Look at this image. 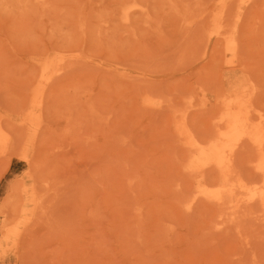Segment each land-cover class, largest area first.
I'll list each match as a JSON object with an SVG mask.
<instances>
[{"label":"rangeland","instance_id":"obj_1","mask_svg":"<svg viewBox=\"0 0 264 264\" xmlns=\"http://www.w3.org/2000/svg\"><path fill=\"white\" fill-rule=\"evenodd\" d=\"M139 1L0 0V125L5 134L8 123L35 127L57 186L49 226L4 237L6 198L27 163L15 152L0 158V264H264L258 201L246 200L249 190L228 192L224 206L201 198L206 179L188 172L173 118L183 113L197 137L208 134L226 93L248 76L264 110V0ZM224 25L233 40L216 42ZM231 57L252 75L242 68L221 84ZM254 154L235 157L250 190L262 187L247 169Z\"/></svg>","mask_w":264,"mask_h":264},{"label":"bare ground","instance_id":"obj_2","mask_svg":"<svg viewBox=\"0 0 264 264\" xmlns=\"http://www.w3.org/2000/svg\"><path fill=\"white\" fill-rule=\"evenodd\" d=\"M136 1H137V4H139L140 1L139 0H136ZM141 2H143V1H141ZM232 2H234V3H232ZM232 2H231V4L233 7V4L234 5L236 4L235 3L236 0H233ZM263 4H264V2H263ZM253 5H255V4L253 3ZM225 7H226V9L229 8L228 5ZM235 7H236V5H235ZM259 7H261V6H259ZM256 8H257V6L255 7V9ZM255 9H253V10H255ZM258 9H260V8H258ZM258 9H256V10H258ZM133 10H132V12L130 10V12L132 14H130V12L128 11L129 12L128 17L130 15L133 17V13L136 12V11L133 12ZM135 10H139V9L137 8ZM142 10H140L137 13L138 15H142V16L138 17L139 18L138 21H140L141 18H144L143 15L145 16V13H147L146 10L145 11L144 10L142 11ZM149 10L150 9L147 8V11L149 13H151V11H149ZM228 10L230 11V9H227V11L224 10V11H226V14H227V12L229 14L230 13L232 14V11L229 12ZM261 10L262 9H260L259 11H261ZM218 12H220V11H218ZM218 12L216 10V12H214V16H218ZM261 13L262 12H260V14ZM208 14H209L208 12L205 13L206 16H208ZM205 15L203 16V19L206 17ZM230 15H229V18H231V17L232 18L231 19L228 18V19L231 22V20L233 21L234 15H231V17H230ZM255 15H254V17H255ZM131 16L129 17L130 19H131ZM122 17L125 18V16H123V15H122ZM129 18H128V21L130 20ZM224 18L225 17L223 15V20H224ZM228 19H226V20H228ZM134 20H136V19H134ZM134 20H132L133 23L135 22ZM142 20H144V19H142ZM124 21H125V19L123 20V22ZM132 21L130 20V22H132ZM198 21H202V19H198ZM198 21L197 22L195 21L196 23H192L193 25L188 27L190 29V31L197 30V27H199V25L201 24V22H198ZM123 22H122V25H124ZM126 22H127V20L125 21L126 25L123 26L124 28H126V26L131 24V23H128V22L126 23ZM144 23H146V22L144 21ZM151 24L152 23H150L148 25V27H150L149 30L153 28L154 24L157 25L156 22H154L153 25H151ZM228 24H226V25H228ZM141 25H143V21H142ZM226 25L222 26L223 29L218 31V37H216V39H215L216 42H217V40L222 41L223 38L226 39V42H228V43L233 40L232 38H230V34L233 35L232 30L229 29L228 27L225 28ZM132 26H134V25H132ZM155 27H157V26H155ZM147 28H146V30H147ZM149 30H147V31H149ZM152 33L154 34V32H152ZM219 34H222V37H220ZM241 40H243V39H241ZM237 43L238 42L236 41V47H239L240 45L238 46ZM239 44H242V42L241 43L239 42ZM243 44H242V46H244ZM242 46H240V47H242ZM239 48H236V49H239ZM223 50H224V47L222 48V51ZM233 51H234V49H233ZM238 52H240V50L239 51L237 50L235 53L238 54ZM237 54H236V57H238ZM61 57H63V56H61ZM70 58H72V56ZM70 58H67L68 61L64 58V60L62 59L63 60L62 62L64 63V61L66 60L71 66V63L69 62ZM76 58H77V56H76ZM232 58L233 57H231V59H228L226 61L224 60L225 61L224 67H223V69H221V75H222L220 77L221 84L229 79L228 75L230 74V72L241 70L242 68L245 69L248 74L252 75L251 69H247V67L245 68L246 65H245L244 61H242L243 62L242 64L238 63V62L235 63L234 59H232ZM68 63H65V64H68ZM70 66H68V68ZM56 68H57V66H56ZM65 68H66V72H69V73H70L69 70H71V69L73 70L72 67H70L71 69L69 68L68 70H67V67H65ZM59 76H61V75H59ZM254 82H256V80L252 76H248V78L246 80L247 84H245V86L241 90H236L232 93H226L227 95L225 94L227 97L225 98V100H223L222 108H218V110L220 111L221 114H220L219 118L216 119L214 124L211 125L212 130H211V126H210V128H209L210 130L205 129L206 130L205 132L202 131L203 134H206V132H209L208 134H206L208 137L206 135L198 134L199 135L198 136L199 138H198L195 135L196 132L194 133L191 130V128H189L190 126H189V123H187V117L185 114L182 113L181 115L173 117V118H175V120H176L175 128L177 130V133L181 136L186 137L185 146L188 149V151L190 152V156L192 157L188 172L199 177L201 180H203L205 178L206 180L205 179L204 180H205L206 184L210 183L208 186H210V185L212 186V187L211 186L207 187L205 185V182L202 181V183H201L202 189L200 191H201L203 197H201V198L207 199L208 201L212 202L213 204H215L217 206H224L228 202V200H227L228 192H231L234 194H242V193L245 194L246 191L249 190V194H248L246 200H249V201L253 200L254 202L256 200L258 201V203L260 205V208L258 209V212H259L258 218L264 219V110H262L263 108L258 109V107L256 106L258 104L255 105V103H254L257 101L260 104L261 101H260L259 97L261 95H263V93L261 94L260 91H258L257 93H254V86H255ZM211 91H209V92L211 93ZM213 91H217L216 95H219L221 92V91L219 92L218 90H213ZM213 91H212V93H213ZM254 94H255V97H254ZM257 96H259V97L257 98ZM218 107H221V106H218ZM260 109L262 111H260ZM219 111L217 113H219ZM216 116H217V114H216ZM212 118H216V117L213 116ZM1 120L3 121V118ZM222 120L226 121V123H223L224 121H222ZM5 121H7V120H5ZM8 121L6 123H8ZM173 122H174V120H173ZM8 124L10 127V123H8ZM1 125L4 126V121L1 122ZM1 125H0V158H6V157L9 158L10 153L15 152L19 159L24 160L27 163L26 173L24 175H22V177L20 179H18L12 185L11 192H10V194H8V196L6 198V201L8 202L9 207L11 208V205H13L12 208L8 211V213L3 215L2 232H3L4 237H8L9 235L17 234L20 231V228L22 226H26L25 228H27V227L30 228L32 226L31 230L34 231L35 226H37V228H38V226L41 225L42 223H46V224H48V226H49V224H51V222H52L51 220L54 219L53 216L55 215L54 212H52V211H54L56 208L55 201L54 202H52V201L56 198L55 196L57 193V190H56L57 186L56 187L54 186L55 188H53L52 187L53 182L56 185V183H55L56 181L50 180L48 178L49 175L45 174V166H46L47 160L49 158V155L46 153H43L45 159H42V156H41V158L38 157L39 151H40V153H42V149L40 147V146H42L41 141L44 142L45 140L39 139L38 135H37V138L35 139V135H36V131H34L35 127H33V125L30 124V122H23L22 125L19 124L20 126L13 124L14 126H11L13 128L7 127L10 131L9 130L7 131V129L5 128L7 133L9 132L8 134H5V132L2 129L3 127ZM5 126H7V124ZM224 126H225V129L223 130ZM221 128L223 131H220ZM248 149H251L253 154L255 153L253 155V158L251 156V158L248 160V164L249 163H252V164L251 165L247 164L249 166L247 169H249V170L251 169V172L255 175L256 179L259 178V180H261L262 187L258 190L248 189L247 184L245 183V180H244V177H245V179L248 177H246L244 175L242 176L241 167H239L240 165L238 166V164H237L238 159L236 158L237 161H235V157H237L239 154L243 153L244 151H246ZM9 161L4 163L5 167H8ZM206 164L208 166L204 167V166H206ZM236 164H237V166H236ZM247 165H246V167H247ZM246 167L243 166L242 169L246 168ZM207 172H211L212 174H214L216 176V179L213 181V183H212V180H213L214 176L210 173V175H212L210 178H212V179L206 177ZM254 178L252 179V181L254 180ZM28 180L30 181L29 183H28ZM246 180L249 181V179H246ZM208 181H210V182L208 183ZM248 184H249V182H248ZM255 184H257V183L255 182ZM50 187H51V189H50ZM52 188L54 189L53 192L56 191L55 196L53 195L54 197H52L53 200L51 198L53 193L52 192L49 193V191L52 190ZM196 192H198V191H196ZM49 194H51V195H49ZM48 196H49V198H48ZM200 196H197V197L200 198ZM13 199H15V201H14L15 203L12 202ZM257 201H256L255 205L257 204ZM238 202H239V200H238ZM252 202H250V204H253ZM244 205H245V203L243 204V206ZM243 206H242V209L244 208ZM245 207H247V206H245ZM240 209H241V207H240ZM237 210H239V208ZM243 211L245 212V209ZM247 211H248V209H247ZM240 212H242V211L240 210ZM253 212H255V211H253ZM258 212H256V213H258ZM52 214H53V216H51ZM242 215H243V212H242ZM238 216H239V214H238ZM51 217H53V218H51ZM50 218H51V220H50ZM234 218H235V216H234ZM243 218H240L241 221L236 219V218L235 219L238 220L239 222H242L244 220ZM235 221H234V224H236ZM231 225L232 224H230L229 226H231ZM26 231H28V230L26 229ZM29 232H31V231H29ZM240 261H242V260L240 259L238 261L239 263L237 262V264H241Z\"/></svg>","mask_w":264,"mask_h":264}]
</instances>
